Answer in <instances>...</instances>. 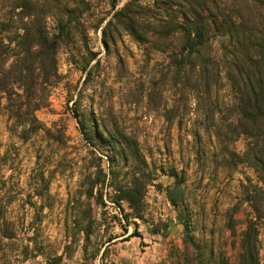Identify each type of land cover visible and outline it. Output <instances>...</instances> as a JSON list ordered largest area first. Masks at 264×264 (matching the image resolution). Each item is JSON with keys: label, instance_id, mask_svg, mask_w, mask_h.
<instances>
[{"label": "rangeland", "instance_id": "1", "mask_svg": "<svg viewBox=\"0 0 264 264\" xmlns=\"http://www.w3.org/2000/svg\"><path fill=\"white\" fill-rule=\"evenodd\" d=\"M86 1L58 53L61 80L36 112L40 129L19 140L0 115V217L14 233H0V264H241L244 240L257 247L250 264H264V171L237 158L248 140L218 138L227 122L181 97L167 53L121 27L104 44L132 0ZM134 178L142 201L122 200V214L113 201Z\"/></svg>", "mask_w": 264, "mask_h": 264}, {"label": "trees", "instance_id": "2", "mask_svg": "<svg viewBox=\"0 0 264 264\" xmlns=\"http://www.w3.org/2000/svg\"><path fill=\"white\" fill-rule=\"evenodd\" d=\"M87 7L86 0H0V115L7 117L8 130L19 140L40 129L36 112L49 105L52 89L61 80L60 47L74 38L71 31ZM49 19L55 23L53 30ZM113 27L167 53L181 97L192 94L196 110L210 123L217 114L222 116L226 131L218 138L234 142L245 137L247 149L237 158L264 171V0H154L146 6L132 0L103 29L106 45ZM81 132L89 143L82 123ZM125 143L129 150L131 145ZM225 154L236 157L228 148ZM171 176L176 183L167 198L176 206L184 195L176 192L178 172ZM117 192L113 202L119 208L127 200L137 210L144 185L134 178L130 187ZM0 222L1 238L13 239L11 223L3 215ZM131 236L141 237L136 230ZM242 247L241 264H250L246 257L256 256V244L244 240Z\"/></svg>", "mask_w": 264, "mask_h": 264}, {"label": "crops", "instance_id": "3", "mask_svg": "<svg viewBox=\"0 0 264 264\" xmlns=\"http://www.w3.org/2000/svg\"><path fill=\"white\" fill-rule=\"evenodd\" d=\"M134 238L136 237H131V240H133ZM139 238H142V237H139ZM115 240H111L110 242H114Z\"/></svg>", "mask_w": 264, "mask_h": 264}]
</instances>
